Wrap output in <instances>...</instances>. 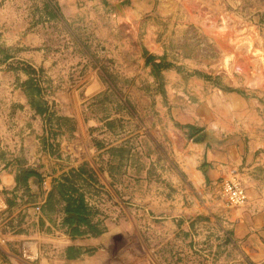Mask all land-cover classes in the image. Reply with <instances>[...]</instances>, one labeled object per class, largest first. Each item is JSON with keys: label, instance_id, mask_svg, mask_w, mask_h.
Here are the masks:
<instances>
[{"label": "rangeland", "instance_id": "obj_1", "mask_svg": "<svg viewBox=\"0 0 264 264\" xmlns=\"http://www.w3.org/2000/svg\"><path fill=\"white\" fill-rule=\"evenodd\" d=\"M225 178L264 188V0H0L4 264H250ZM70 195L102 235L71 234Z\"/></svg>", "mask_w": 264, "mask_h": 264}, {"label": "crops", "instance_id": "obj_2", "mask_svg": "<svg viewBox=\"0 0 264 264\" xmlns=\"http://www.w3.org/2000/svg\"><path fill=\"white\" fill-rule=\"evenodd\" d=\"M59 2H76L77 0H57ZM205 157L210 163L209 177L215 182L221 176H225L234 166L232 157L228 153H220L215 147H209L208 143L203 148ZM28 183L39 185L34 178L28 180ZM246 191L248 201L242 207H233L224 204L223 198L217 199L215 202L222 204V215L226 219L232 231L233 244L237 245L238 250L250 264H264V188L257 183L246 181ZM14 186L12 185L13 189ZM8 189V188H6ZM35 190V188H33ZM33 192V190H31ZM8 231L9 227L6 226ZM17 233H21L18 231ZM3 238V239H2ZM36 247L35 245L32 246ZM10 256V250L5 246V240L0 235V264L3 259Z\"/></svg>", "mask_w": 264, "mask_h": 264}, {"label": "trees", "instance_id": "obj_3", "mask_svg": "<svg viewBox=\"0 0 264 264\" xmlns=\"http://www.w3.org/2000/svg\"><path fill=\"white\" fill-rule=\"evenodd\" d=\"M191 129L194 130L197 128L192 126ZM197 130L200 131L201 129L199 128ZM23 180L25 181L26 178H24ZM53 194L54 191H52L51 194L48 195V197L51 198ZM48 197L41 209H45L46 206L50 205V199ZM64 199L66 201L64 209L66 213L64 217V224L70 227V232L72 235L89 234L92 236H100L106 231V228H100L99 222L95 223L92 221L91 217L89 216V212L87 211L88 206L86 205L83 196L70 195ZM8 227L9 229H11L10 226ZM73 250V246L67 248L68 257H75V255L72 254Z\"/></svg>", "mask_w": 264, "mask_h": 264}, {"label": "built area", "instance_id": "obj_4", "mask_svg": "<svg viewBox=\"0 0 264 264\" xmlns=\"http://www.w3.org/2000/svg\"><path fill=\"white\" fill-rule=\"evenodd\" d=\"M220 189L223 197L227 200L230 206L242 207L248 201V194L246 188L237 179H223L220 183ZM0 205L5 206L3 202H0Z\"/></svg>", "mask_w": 264, "mask_h": 264}, {"label": "water", "instance_id": "obj_5", "mask_svg": "<svg viewBox=\"0 0 264 264\" xmlns=\"http://www.w3.org/2000/svg\"><path fill=\"white\" fill-rule=\"evenodd\" d=\"M195 140H196V142H200V143L205 142L204 147H205L206 144L209 142V141H208L209 139L207 138V136H206L204 133L199 134V135L195 138ZM204 147H203V148H204ZM31 178H34L35 181L38 182V178H35V177H31ZM31 178H29V180H30ZM30 186H31V190H33V192H35V193H40V188H39L38 185H36V184H34V183H33V184L30 183ZM33 188H35V190H34Z\"/></svg>", "mask_w": 264, "mask_h": 264}]
</instances>
